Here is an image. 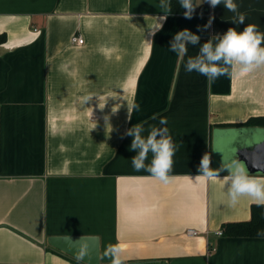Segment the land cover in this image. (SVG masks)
<instances>
[{
  "label": "crops",
  "instance_id": "obj_1",
  "mask_svg": "<svg viewBox=\"0 0 264 264\" xmlns=\"http://www.w3.org/2000/svg\"><path fill=\"white\" fill-rule=\"evenodd\" d=\"M236 2L246 16L239 30L264 32V0ZM158 4L0 0V264H83L47 243L72 234L98 235L105 262L264 264V237L216 233L249 220L256 204L230 203L223 167L238 141L264 130V66L215 80L186 72L187 56L169 50L175 33L188 28L202 44L237 27L234 13L203 0L191 19L161 21ZM198 50L190 45L188 55ZM160 117L177 145L167 183L132 167L125 134ZM205 154L217 177L200 174Z\"/></svg>",
  "mask_w": 264,
  "mask_h": 264
},
{
  "label": "clouds",
  "instance_id": "obj_2",
  "mask_svg": "<svg viewBox=\"0 0 264 264\" xmlns=\"http://www.w3.org/2000/svg\"><path fill=\"white\" fill-rule=\"evenodd\" d=\"M202 2L203 0L200 3ZM178 3L185 9L183 15L188 19L192 18L196 6L200 4L195 0H178ZM208 3L212 8L223 5L234 13L231 21L237 27H229L223 34L213 35L202 44L200 36L188 28L175 33L170 41L169 50L181 59L187 56L185 71H195L209 80H215L219 76L230 74V68H238V72L244 74L264 66V32H261L256 24H247L239 30V25L244 24L246 16L239 11L236 0H208ZM158 5L164 13L160 17L161 21L172 14V0H159ZM212 19L209 18L204 28L211 25ZM190 45L199 46L195 55H188ZM132 107L135 111L140 110L139 104H133ZM151 119L156 120L157 114H153ZM125 134L132 137L129 150L136 153L131 158L132 167L136 171L144 169L160 181L169 182L172 178L170 173L177 145L167 127V118L160 117L159 126L142 121L129 128ZM149 154L151 159L146 163ZM209 165V155L205 154L199 166L200 174L217 177L220 169H212ZM223 168L228 169L229 173L223 177V180L232 205H236L242 196L252 198L257 205H264V176L250 174L243 165L235 161ZM257 235L264 236V231L258 230ZM109 250L115 256L120 248L118 244L110 245ZM112 264H121V262L118 258H114Z\"/></svg>",
  "mask_w": 264,
  "mask_h": 264
},
{
  "label": "water",
  "instance_id": "obj_3",
  "mask_svg": "<svg viewBox=\"0 0 264 264\" xmlns=\"http://www.w3.org/2000/svg\"><path fill=\"white\" fill-rule=\"evenodd\" d=\"M208 4V0H205ZM229 161H244L251 173H264V130L258 135L238 141L235 150L228 151ZM221 160H224L221 157ZM47 243L52 248L69 255L84 264H112L101 258V239L98 235L72 234L49 235ZM121 264H124L121 262Z\"/></svg>",
  "mask_w": 264,
  "mask_h": 264
},
{
  "label": "trees",
  "instance_id": "obj_4",
  "mask_svg": "<svg viewBox=\"0 0 264 264\" xmlns=\"http://www.w3.org/2000/svg\"><path fill=\"white\" fill-rule=\"evenodd\" d=\"M197 0H195L196 2ZM172 9L174 14H183V9L178 0H172ZM203 11H207V8L203 6ZM196 12V8L194 10ZM6 40V36H0V43ZM261 120L257 118H250L247 124H261ZM222 235L231 237H264L258 236L257 231H264V205L253 204L251 208V218L244 221L227 222L222 225ZM77 260V259H76ZM79 261V260H77ZM82 263L81 261H79ZM84 264V263H83Z\"/></svg>",
  "mask_w": 264,
  "mask_h": 264
},
{
  "label": "built area",
  "instance_id": "obj_5",
  "mask_svg": "<svg viewBox=\"0 0 264 264\" xmlns=\"http://www.w3.org/2000/svg\"><path fill=\"white\" fill-rule=\"evenodd\" d=\"M84 41H85L84 37L80 34H76L72 37L73 43L83 44ZM187 233H188V235H197L199 233V231L197 229H194V228H188ZM216 233L218 235H222V229L218 230Z\"/></svg>",
  "mask_w": 264,
  "mask_h": 264
}]
</instances>
